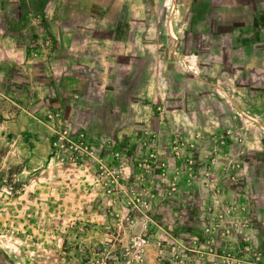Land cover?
Listing matches in <instances>:
<instances>
[{"label": "rangeland", "instance_id": "rangeland-1", "mask_svg": "<svg viewBox=\"0 0 264 264\" xmlns=\"http://www.w3.org/2000/svg\"><path fill=\"white\" fill-rule=\"evenodd\" d=\"M0 1V264H264V0Z\"/></svg>", "mask_w": 264, "mask_h": 264}, {"label": "crops", "instance_id": "crops-1", "mask_svg": "<svg viewBox=\"0 0 264 264\" xmlns=\"http://www.w3.org/2000/svg\"><path fill=\"white\" fill-rule=\"evenodd\" d=\"M107 1L103 4L102 0H59L58 2V9L67 11V12H77L78 10H84L85 12H93L95 5H101L103 4L105 6L104 8V14L108 13L111 9L112 5L116 2V0H104ZM58 10V12H59ZM3 11L4 13L9 12V6H7V1H4L3 3L0 1V12ZM52 12V11H51ZM61 17V16H60ZM69 23H73L75 21V18L69 17ZM61 19L54 18V23L61 22ZM63 28H66L65 25ZM120 43V41H118ZM254 186L253 183H249V188L251 189ZM254 189V188H253ZM251 189V190H253Z\"/></svg>", "mask_w": 264, "mask_h": 264}, {"label": "built area", "instance_id": "built-area-1", "mask_svg": "<svg viewBox=\"0 0 264 264\" xmlns=\"http://www.w3.org/2000/svg\"><path fill=\"white\" fill-rule=\"evenodd\" d=\"M99 264H106V262L105 261H102L101 263H99Z\"/></svg>", "mask_w": 264, "mask_h": 264}]
</instances>
